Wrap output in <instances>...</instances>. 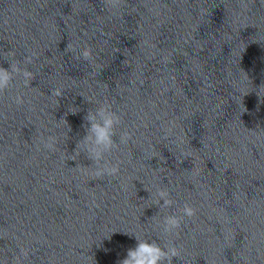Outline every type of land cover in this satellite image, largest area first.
<instances>
[{"label": "water", "instance_id": "water-1", "mask_svg": "<svg viewBox=\"0 0 264 264\" xmlns=\"http://www.w3.org/2000/svg\"><path fill=\"white\" fill-rule=\"evenodd\" d=\"M231 165L235 264H264V0H237Z\"/></svg>", "mask_w": 264, "mask_h": 264}, {"label": "clouds", "instance_id": "clouds-1", "mask_svg": "<svg viewBox=\"0 0 264 264\" xmlns=\"http://www.w3.org/2000/svg\"><path fill=\"white\" fill-rule=\"evenodd\" d=\"M2 55L10 67L5 69L0 66V96L9 92L17 78H20L25 86H30L35 76L27 65L33 63V57L36 54L25 56L23 61L16 59L15 53L12 51H6ZM80 55L84 60H90L91 49H84ZM51 94L60 97L62 92L60 89H54ZM14 102L17 105H22L25 101L23 96L18 94L14 97ZM77 111L78 109L71 112L75 114ZM83 119L86 134L77 142L73 155L79 157L83 153L92 162L89 166H83L90 171L94 178H117L120 173V162L112 163L108 156L118 149L120 144H126L131 138L130 133L123 132L119 134L118 140L114 139L117 137V129L122 122L121 116L112 109L111 104L104 102L95 108H90ZM57 143L58 139L55 136L44 137L41 135L40 137V144L49 151H55ZM150 199L153 200V204L159 208V211L170 208L173 204L170 191L166 188H157L155 193L150 192ZM179 212L182 214L172 213L162 217L158 225L160 231L157 238L161 241L164 240L163 244L158 243L156 239L149 241L144 238L145 235L125 232L134 235L137 243L135 247L127 250L126 258L120 260L118 264H172L174 257L179 258L180 249L174 242L164 238L174 234L178 235L182 221L185 217L194 216L195 209L185 204Z\"/></svg>", "mask_w": 264, "mask_h": 264}]
</instances>
